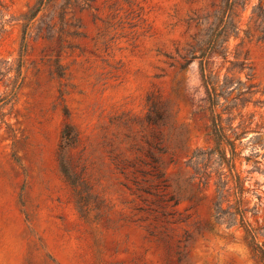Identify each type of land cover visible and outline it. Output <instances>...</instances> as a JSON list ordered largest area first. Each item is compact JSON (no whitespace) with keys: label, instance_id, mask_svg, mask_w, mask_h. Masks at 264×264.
<instances>
[{"label":"rangeland","instance_id":"obj_1","mask_svg":"<svg viewBox=\"0 0 264 264\" xmlns=\"http://www.w3.org/2000/svg\"><path fill=\"white\" fill-rule=\"evenodd\" d=\"M263 13L0 0V264H264Z\"/></svg>","mask_w":264,"mask_h":264},{"label":"trees","instance_id":"obj_2","mask_svg":"<svg viewBox=\"0 0 264 264\" xmlns=\"http://www.w3.org/2000/svg\"><path fill=\"white\" fill-rule=\"evenodd\" d=\"M257 11H262V6L260 4L254 9V13H256ZM262 17L264 24V13L262 14ZM206 85L209 92V84L206 83ZM216 99H213L212 106L218 104V100ZM213 134L215 137L216 146L208 153L209 160L211 161L212 157L215 154H218L219 164L220 165L225 164L229 167L232 179L236 182L234 195L236 196L237 201H236L234 214L240 217L241 224L245 229L247 237L250 239L251 246H253L254 250L260 254L261 259L263 260L264 263V242L261 245L256 243L255 240H256L257 229H255L246 218L247 209L244 208V196H243L244 187L242 186L240 176L236 172V167H235V159L237 157L235 142L240 138V135L236 134L234 139H230L226 129L221 125V118L219 116L213 117ZM225 146L230 148L231 151L230 157H227V151L225 149Z\"/></svg>","mask_w":264,"mask_h":264}]
</instances>
